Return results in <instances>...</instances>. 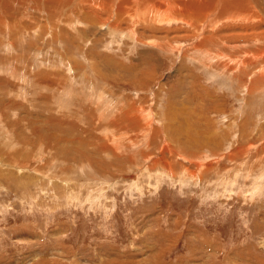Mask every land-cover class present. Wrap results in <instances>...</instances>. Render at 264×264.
<instances>
[{
    "label": "rangeland",
    "instance_id": "rangeland-1",
    "mask_svg": "<svg viewBox=\"0 0 264 264\" xmlns=\"http://www.w3.org/2000/svg\"><path fill=\"white\" fill-rule=\"evenodd\" d=\"M66 1L0 11V264H264V6Z\"/></svg>",
    "mask_w": 264,
    "mask_h": 264
},
{
    "label": "bare ground",
    "instance_id": "bare-ground-1",
    "mask_svg": "<svg viewBox=\"0 0 264 264\" xmlns=\"http://www.w3.org/2000/svg\"><path fill=\"white\" fill-rule=\"evenodd\" d=\"M82 1L83 2H78L76 4V7L75 6L74 7L76 9H78L81 5H83L84 3L85 4L87 3V4H90L95 9L101 8L102 10L108 11L107 13H109V14L111 13V15H112V13L115 14L113 21H111V23L108 25V34L110 32V34H112V35L116 32V26H117V23L119 22V20L122 19L121 17H125V19H126V17H128L127 19H131L132 21L139 19V18H143L142 21L145 22L144 25H147L150 22L157 23L155 21L164 20V18H166V20H171L172 18H175V19H187L186 21H188V20L196 21L198 17H201V18L203 17V20H202V22H203V21H205V18L207 17V15L210 12L213 13L214 12L213 10H216L219 7H220L219 8L220 11L218 10V12L220 13L219 14L220 16H222V17L225 16V17H229V18L233 17L237 20H241L242 18H246V19L258 18V17H262L264 14L263 12H261V10L259 8V3L261 6H264V0H249L254 5H251L248 0H208V1L200 0L201 3H198V4L194 2L197 0H192V1H181V0H177V1H174V0H82ZM229 1H231V2H229ZM154 2H156V4ZM207 4H208V6H207ZM12 5L18 6L20 8H24V7L28 8V7H31L33 5H37L34 7L39 9V10L43 9L42 11H44V12L50 11V12L56 13L59 10L62 12L60 14V16L63 15V13H65L66 10L69 9V7H72L71 6L72 4H69V2L66 0H0V11L1 10L8 11L10 13V15H8V19H14V20H16L15 19V13L13 15H11V12H10V11H12V10H10ZM73 5H75V3ZM151 5H153V6H151ZM158 6H161V8H159ZM172 8H174V10L169 11V9H172ZM177 8H179L180 10L179 9L177 10ZM111 15H107V17L109 18ZM96 18L99 19L97 22H100V23L103 22V20L100 19L101 17L97 14V12L92 10L89 12L88 11L85 12L83 19H81L80 17H76L74 22H77V23L95 22ZM5 19H6V15L0 13V20L3 21ZM259 20L262 21L261 18ZM186 21H184V22H186ZM66 22H68V21H66ZM189 22H187V23H189ZM103 23H105V22H103ZM120 23H123V22L120 21ZM157 28H155V29H157ZM116 33H118V32H116ZM129 34H133V33L131 32ZM253 55H255V54H253ZM72 83H74V82H72ZM86 89H88V88H86ZM100 96L101 95L99 94L98 97H100ZM94 98H95V95H94ZM127 109H129V108H127ZM126 111H128V110H126ZM121 119H122V116L119 115L117 122H116V120H114L111 122L112 123L111 125L112 126L113 125L118 126V121ZM133 123L136 124V120ZM133 123L131 122V125Z\"/></svg>",
    "mask_w": 264,
    "mask_h": 264
}]
</instances>
